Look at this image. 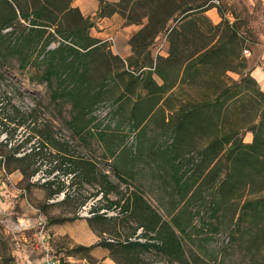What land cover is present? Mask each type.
Returning a JSON list of instances; mask_svg holds the SVG:
<instances>
[{
    "label": "rangeland",
    "instance_id": "374dc122",
    "mask_svg": "<svg viewBox=\"0 0 264 264\" xmlns=\"http://www.w3.org/2000/svg\"><path fill=\"white\" fill-rule=\"evenodd\" d=\"M208 3L212 4L205 11L209 18H200L199 21L205 33L188 32L173 43L169 32L162 31L153 40L151 50L164 48L169 52L173 45L179 48L177 54L186 56L204 43L219 39L222 34L229 39L231 31L224 32L228 22L215 26L227 18L229 23L235 22L238 36L242 39L241 48L235 41L230 42L228 50L232 59L228 63L236 65L239 62L236 58L239 50L246 58V66H240L239 70L250 69L251 74L254 64L264 66V0H207ZM92 18L96 19V16ZM99 26L98 23L94 27L97 30ZM111 41L107 39V57H98L92 63L95 77L106 75V87L104 98L94 109L95 124L83 132H77L70 124L71 104L65 102L62 107L55 104L46 82L31 79L29 74L20 70L16 61L3 63L0 119L8 123L0 122V140L10 134L12 142H20L28 134H34L32 141L24 142L17 154L30 149L32 144H39V152L33 160L41 164V169L32 177L24 178L19 169L20 162L15 159L5 162L0 158V264H38L47 253L60 257L62 264H171L166 255L153 246L135 248L118 243L127 239L146 240L141 235L144 231L142 226L133 233L144 215L139 211L122 209V204L134 191H138L163 217L170 220L173 216L179 217L185 223L186 217L182 216L181 210L186 208L187 199L174 187L170 175L164 170L166 163L155 151L167 144L166 137L162 136L169 135L165 131L164 120L169 119V111L182 97L199 99L212 93L213 75L224 78L226 85H232L240 79V74L231 69L222 74L220 65L227 64L222 61L203 66L204 70L195 79L205 78L206 83L187 82L167 91L157 90L154 94L159 100L166 97L160 101L164 112L162 108H155L140 124H126L130 120L134 100L147 91L141 80L143 77L134 81L127 63L122 66L119 57H115V54L121 55L112 50ZM165 41L164 47L161 44ZM57 43L58 40H54L51 45ZM166 63L159 60L157 65L168 68ZM170 65L173 70L178 68ZM108 73L113 76H108ZM169 77L173 78L172 72ZM243 84L244 93L248 90L251 93L230 98L219 121L225 129L223 131L236 129L235 137L242 138L245 143L253 140L254 130L262 122L259 114L264 100L258 96V100H254L255 92L263 90L256 79L246 80ZM10 98L29 114L28 124L16 127V121L8 119L11 106L4 104ZM35 122L37 127L32 128ZM96 126L102 128L101 131ZM262 136L264 138V130ZM120 144H124L122 149ZM114 151L116 153L112 155ZM255 153L264 155V147ZM61 154L91 160L89 174L77 170L80 175L76 177L72 178L74 173L66 175L63 172L66 167L64 161H68ZM56 159L61 161L59 167L47 176L49 166ZM231 161L226 156L216 157L209 166H202L204 170L197 174L206 177L203 179L206 185L224 184L225 172L234 170ZM196 163L194 167L200 170L201 161ZM101 171L107 172L114 183L108 194L101 190ZM242 171L244 175L231 181L233 185L228 196H224L219 213L211 217V225L207 228L202 226L201 217L194 209L200 201L202 204L212 196L209 187H204L201 197L195 193L185 195L189 196V203H193L195 214L185 233L177 231L182 236L190 264H264V167L255 162L253 169L251 163ZM49 177L55 178V185L65 180L70 197L65 198L64 192L49 196V190L43 184ZM87 177L91 180L87 181ZM218 197L221 198V194ZM85 198L87 200L82 204ZM111 200L120 201L108 207ZM94 207L98 210L93 211ZM104 238L113 241L114 248L99 243Z\"/></svg>",
    "mask_w": 264,
    "mask_h": 264
},
{
    "label": "trees",
    "instance_id": "16d2710c",
    "mask_svg": "<svg viewBox=\"0 0 264 264\" xmlns=\"http://www.w3.org/2000/svg\"><path fill=\"white\" fill-rule=\"evenodd\" d=\"M211 6L212 4H207V0H99L95 19L90 15H85L78 5L73 4V0H0V75L3 74L4 62L16 61L20 70L29 74L31 79L46 82L51 99L55 104L61 107L65 102L71 104L69 121L77 132L86 131L90 125L95 124L93 122L95 106L104 98L106 75L95 77L92 63L98 57H107L109 49L106 48L107 40L91 33V28L102 17L118 13L124 18L125 23L142 25L130 37L133 55L125 59L115 54V57L121 60L122 66L127 63L128 71L134 77V81H140L139 79L143 77L141 80L147 91L134 100L133 109L129 113L130 120L126 124L130 122L140 124L155 108L163 109V103H160L162 98L159 100L154 93H157V90L167 91L178 85L197 81L195 76L204 70L203 66L211 63L216 65L222 61L227 63L220 65L222 74L229 69L240 74V79L236 80L235 84L226 85L224 78H215V75L211 73L212 81L215 82L212 93L199 99L191 97L192 100L179 102L177 108L169 111V119L164 120L165 131L169 135L162 136L166 137L167 144L160 149L156 148L155 151L166 163L164 170L170 175L174 187L187 199L186 208L181 210L182 216L186 217V224L179 217L173 216L171 220L163 217L138 191H134L122 204V209L139 211L144 215L133 233L142 226L144 231L141 235L146 240L127 239L126 242L118 241V243L124 247L149 248L153 246L164 253L171 264H190L185 244L177 229L185 233L195 211L201 217L202 226L209 227L212 222L211 217L219 213V205L224 196L227 194L225 196L227 197L230 192L233 185L231 181H234V178L238 180L244 175L245 172L242 169L248 164L252 163V169L255 162L261 163L264 167V155L255 153L264 147L262 136L264 107L259 114L262 122L260 121L259 128L254 130V138L250 142L244 143L242 138H236L235 134L238 133L236 129L223 131L225 129L219 121L229 105L228 100L244 93L243 83L246 80L255 81L250 74V69L239 70L240 66H246V58L241 56L239 50L236 54L239 62L236 65L228 63L232 59L228 50L230 42L235 41L239 48L242 44L235 22L229 23L227 18H223L215 24L216 27H220L228 22V28L224 32L231 31L229 39L222 34L219 39L204 43L186 56H180L181 53L177 54L179 48L173 45L165 57H158L154 60L152 54L151 44L159 32L168 31L171 42L182 35L185 36L188 32L205 33L200 28L199 21L200 18H209L205 11ZM197 15L200 16L196 17ZM54 40H58V43L52 46L51 43ZM159 60L163 63L167 62L170 70L161 64L157 65ZM170 64L178 68L173 70ZM147 66L149 68H146ZM154 72L164 79L163 83L159 84L156 81L153 76ZM171 72L173 78L169 77ZM108 76H113V74L108 73ZM208 80L210 81V78ZM199 82L206 83V79H199L196 83ZM247 93L251 92L248 90L244 95ZM255 93V102L258 100L257 96L264 100L263 90ZM4 105L11 106V113L7 116L9 120L16 121V127L29 123V114L11 98ZM0 122L8 123L3 118ZM34 127H37L36 122L32 128ZM96 127L101 131L102 128ZM33 135L28 134L20 142H12L10 134L0 140L1 160L5 159V162H9L15 159L20 162L19 169L24 178L32 177L41 169V164L33 160L39 152L37 149L39 144H32L30 149H24L23 153L17 154L24 142L32 141ZM119 146L122 149L124 144ZM153 146L155 148V143ZM196 149H200L201 152ZM115 153L116 151L112 152V155ZM61 155L68 161H64L66 167L63 172L66 175L74 173L72 178L76 177L80 175L77 170L89 174L91 160L78 158L73 154ZM225 156L232 160L230 165L234 170L225 172V177L222 179L225 181L224 184L222 182L216 186L206 185L207 182L203 181L206 177H201L197 173L200 174L203 168L209 166L216 157ZM199 160L201 161L200 170L194 167ZM60 163L61 161L56 159L55 163L49 166L46 175L53 173ZM161 169H163L162 165H160ZM99 174L102 177L101 190L104 194H108L114 187V183L108 178L107 172L101 171ZM86 180L90 181L91 178L87 177ZM43 184L47 186L49 196L64 192L65 198L70 197L71 193L66 188L65 180H60L59 184L55 185V178L49 177L44 180ZM204 187H209V193H212V196L209 199L206 198L202 204L200 201L193 211V203L190 204L189 196L185 195L195 193L201 197L200 194L205 191ZM219 194L221 198L218 197ZM86 200L87 198L81 203L83 204ZM118 202L111 200L108 207ZM97 210L98 208L94 207L93 211ZM99 243L111 249L115 245L113 241L106 238Z\"/></svg>",
    "mask_w": 264,
    "mask_h": 264
},
{
    "label": "crops",
    "instance_id": "0c3cea01",
    "mask_svg": "<svg viewBox=\"0 0 264 264\" xmlns=\"http://www.w3.org/2000/svg\"><path fill=\"white\" fill-rule=\"evenodd\" d=\"M73 4L78 5L85 15H91L92 17L97 13L99 7V0H73ZM98 23L100 24V26L98 27L97 30L94 27L95 25L91 28L92 35L101 37L105 40L111 39L112 41L110 42V46L112 50L115 51L116 53H119L125 59L133 55V49L130 43V37L135 31L141 28L142 26L141 24L125 23L124 18L118 13H114L110 16L102 17L100 20L96 22V24ZM120 35H122L121 39H120ZM125 39L126 41L124 42ZM161 45L165 47L166 41L163 42ZM152 54L154 60H156L158 57L167 56L168 52H166L165 49L162 48L160 50L158 49H155V51L152 50ZM146 68L149 67L147 66ZM251 75L258 81L260 87L264 90V66L254 64V66L251 69ZM153 76L159 84L164 82V79L158 73L154 72ZM162 98H166V97H162ZM181 99L182 100H180V102L186 101L187 99L192 100L191 97L188 98L182 97ZM178 105H179V101H177L175 108H177Z\"/></svg>",
    "mask_w": 264,
    "mask_h": 264
},
{
    "label": "built area",
    "instance_id": "2783aa9c",
    "mask_svg": "<svg viewBox=\"0 0 264 264\" xmlns=\"http://www.w3.org/2000/svg\"><path fill=\"white\" fill-rule=\"evenodd\" d=\"M39 264H62V263L60 257H56L54 255L47 253Z\"/></svg>",
    "mask_w": 264,
    "mask_h": 264
}]
</instances>
